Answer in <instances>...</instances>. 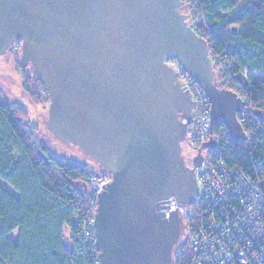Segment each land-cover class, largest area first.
Returning a JSON list of instances; mask_svg holds the SVG:
<instances>
[{
  "label": "water",
  "instance_id": "water-1",
  "mask_svg": "<svg viewBox=\"0 0 264 264\" xmlns=\"http://www.w3.org/2000/svg\"><path fill=\"white\" fill-rule=\"evenodd\" d=\"M183 4L0 0V55L21 43V67H32L50 98L48 128L111 173L94 219L100 264H175L184 219L164 210L170 198L188 206L198 197L202 150L218 144L211 136L187 165L181 143L195 104L168 59L208 96L210 133L222 121L234 140L247 138L238 120L246 103L219 87L208 41Z\"/></svg>",
  "mask_w": 264,
  "mask_h": 264
},
{
  "label": "trees",
  "instance_id": "trees-1",
  "mask_svg": "<svg viewBox=\"0 0 264 264\" xmlns=\"http://www.w3.org/2000/svg\"><path fill=\"white\" fill-rule=\"evenodd\" d=\"M183 1L192 21L202 22L201 32L188 24L207 39L213 69L218 60L233 62L224 78L217 75L219 87L248 100L239 118L253 133L251 139L236 141L224 122L216 123V133L225 131L223 160L240 167L253 181L264 180V0ZM25 85L28 88L30 79ZM25 115L19 103L0 92V180L16 193L0 184V264H100V251L89 230L96 198L87 186H78L94 173L40 140L37 130L22 123ZM102 170L97 175H110ZM195 208L188 235L177 248L181 251L177 264H187L191 255L189 237L203 214L202 208ZM84 231L90 234L87 241ZM14 232L17 239L10 236Z\"/></svg>",
  "mask_w": 264,
  "mask_h": 264
},
{
  "label": "built area",
  "instance_id": "built-area-1",
  "mask_svg": "<svg viewBox=\"0 0 264 264\" xmlns=\"http://www.w3.org/2000/svg\"><path fill=\"white\" fill-rule=\"evenodd\" d=\"M212 53L210 49V56ZM167 62L174 71L179 73L177 81L181 88L191 96L192 102L195 104L192 110L193 114L194 110L198 109L200 102H203L202 98L211 106L205 91L184 70L180 62L173 58L168 59ZM225 63L230 70L233 62ZM246 107L247 103L243 111ZM202 112L204 113L201 118L193 116L194 126L191 130L188 127L187 139L190 136L192 146L199 144L195 150H198L203 145L202 143L209 140L211 136V139L218 144L202 150V155L205 154L206 157H204L202 167L198 168L196 172L200 194L192 204L202 208L203 214L197 231L190 239L189 251H191V255L187 264H264L263 181H253L240 167L225 163L221 154L225 140L222 136L223 132H214L215 126L212 125L210 133V107ZM238 120L242 123L247 140L251 139L253 133L245 130L243 119L239 118ZM197 128L199 131L195 132ZM111 179V175L91 176V181H98L90 190V194L96 198V206L92 212L94 213L93 221L89 227L94 241L96 240L94 219L97 213V199L99 193L105 189L102 187L103 184L111 182ZM169 204L170 208L164 210L166 216L170 215V211H177L178 208L182 219L189 214L191 219L194 217V213L188 210V206L178 205L175 198H170ZM83 234L86 241L89 240V232L84 231ZM176 253L178 255L174 258L175 264L178 263L181 251H176Z\"/></svg>",
  "mask_w": 264,
  "mask_h": 264
},
{
  "label": "rangeland",
  "instance_id": "rangeland-1",
  "mask_svg": "<svg viewBox=\"0 0 264 264\" xmlns=\"http://www.w3.org/2000/svg\"><path fill=\"white\" fill-rule=\"evenodd\" d=\"M254 2L258 3L260 2V0H254ZM181 13L187 17L188 23L194 24L199 31L202 29L201 21L200 22L192 21V17L188 16L190 15L189 9L182 8ZM21 52H22V45L20 42H16L15 44L12 45L11 49L7 54L0 55V92L2 96L11 102L14 101L19 103L23 107V109H25L26 115L24 116V118L21 119L22 123L28 127H32L33 129L37 130L38 138L42 140L46 145L50 146V148L54 150L57 154H59L60 156L64 157L67 160H74L78 163H81L87 168V170L94 173V175L101 173L103 171L102 170L103 167L100 166L94 159L88 157L79 147L70 143L67 144L62 140L56 138L55 135L52 133V131L48 128L50 98L48 97L45 88L42 87V84L40 83L37 84L36 82H34V79L32 77L33 75L32 67L31 66L21 67L20 65ZM225 62L227 61L218 60L215 63L216 71L215 70L214 71L216 72V77L217 75L222 76L223 78L225 77L224 74L228 72V68L226 67ZM28 79H30V85L27 88L25 85V81H27ZM36 90L38 91V94L34 95ZM239 96L245 101V103L248 104L247 99H244L241 94H239ZM202 101L203 102H200L198 109L196 111L194 110V114H193L194 118L195 117L201 118L202 113H204L202 111H205V109L208 107H210L211 110V106L207 104L203 98ZM239 115L240 114H238V119H239ZM193 126H194L193 123L190 124L189 130H191ZM214 126H216V124ZM199 128H197L195 132L199 131ZM226 129L227 132H229L228 128ZM221 131L223 132V134L225 133L224 130ZM214 132H215V127H214ZM190 141H191L190 136H188V139H186L185 142H182L181 145H182V153L186 158V163L193 166L194 163L193 159L196 158L197 156L196 153L198 151L197 149L195 150V148L199 144H195L194 146H192L190 144ZM203 162L204 159L202 161V164ZM259 181H263L264 183V180H259ZM97 182L98 181H94V180L91 181V178H89L87 181L78 183V186L80 189L84 187L86 188L87 186V191L90 192L91 188ZM0 184L3 185L5 188L7 187V190H9V192L12 195L16 196V193L8 184L3 183L1 180H0ZM195 209L196 208L194 204L188 205V210L192 211L194 214H195ZM191 220L192 219L190 214L184 218L185 234L183 236V240L188 235L187 234L188 230H186V228ZM66 235H67V239H69L68 233ZM10 236L13 239H17L16 237L17 232L12 233ZM193 236L189 237V241ZM176 251H178V249ZM177 255L178 254L176 253L175 257H177Z\"/></svg>",
  "mask_w": 264,
  "mask_h": 264
},
{
  "label": "flooded vegetation",
  "instance_id": "flooded-vegetation-1",
  "mask_svg": "<svg viewBox=\"0 0 264 264\" xmlns=\"http://www.w3.org/2000/svg\"><path fill=\"white\" fill-rule=\"evenodd\" d=\"M188 166H190V167H193L192 165H189V164H187Z\"/></svg>",
  "mask_w": 264,
  "mask_h": 264
}]
</instances>
